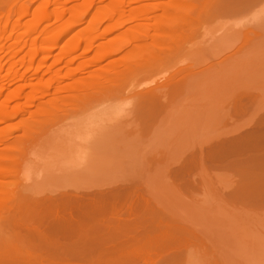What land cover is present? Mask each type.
I'll use <instances>...</instances> for the list:
<instances>
[{"label":"rangeland","instance_id":"1","mask_svg":"<svg viewBox=\"0 0 264 264\" xmlns=\"http://www.w3.org/2000/svg\"><path fill=\"white\" fill-rule=\"evenodd\" d=\"M36 1L31 4V7ZM101 1L103 4L108 2V0H100V2L96 0L95 5L86 12L87 14H83L84 19L81 18L83 21L81 20L79 24L71 27L67 33L58 38V45L51 50V54L46 59H42L43 56L40 54L33 65L28 61L31 65L29 68H33L28 70L29 73L26 75L28 77L22 80L19 79V73L23 70L21 58L28 57L26 54L29 49L32 50L35 39L39 38V42L46 40L51 32L58 28L56 23L59 26L61 24L52 18L54 22L50 19L47 24L34 25L36 29L33 26L29 27L27 23L30 22L32 14L20 18L17 14L18 6L22 3L15 5V11L9 14L11 18L8 16L10 20H17L16 23L19 21L18 24L21 26L17 31L10 32L12 25H8V32L0 40V49L2 48L1 50L5 53L0 50V56L4 55L1 60L3 67L0 74L2 79L0 89L8 81L11 83L4 88L6 91L3 88L2 91L0 90V106L7 102L5 100L12 92L18 89L23 91L20 99L9 100L8 104L11 106L7 108V111H10L5 118H1L3 120L0 122V140H2L0 150L6 153L13 151L14 153L10 154L12 157H17V160L12 163V170L7 178L12 182L9 183L8 180L7 185H4L8 187L4 189L5 192L9 193L15 186L17 194L21 195L11 202L21 204L33 202L34 204L37 199L36 203H40L38 198H41L40 201L42 197L47 198L45 195L49 192L51 194L54 193L51 191H58L62 187L66 189L67 186L74 188V185L88 187L92 184L91 187L96 189L101 187L100 190L114 185L125 186L135 194L137 193V196L141 197L139 199L147 203L157 216L162 218V221L166 220L170 225L173 224L172 227L170 226L172 230H168L169 238L173 237L174 240L177 237L182 238L181 246L180 243L178 247L176 246V250L180 252L175 261L176 264H264V193H262L264 190L262 191L261 187V189L258 186L255 187L252 183L249 166L243 163L240 166L238 163L243 153L250 152L249 149L248 151L243 147L239 148L243 146L239 135L253 125L257 117L264 112V0H248L252 2L242 4V7L241 3L245 0H238L237 10L227 12L229 10L225 9L220 12H207L199 15L198 18L194 16L190 23H193V27L189 24L190 26L186 28L189 39L182 44L183 46L160 54L149 62L147 60L144 62L145 65L143 63H139V66L133 65L131 69L135 68L134 71L129 68L130 71L122 70V73L118 75L119 78L115 79L117 81H113V85L106 83L108 87H98L99 89L94 90L95 95L88 100L89 102L83 99L84 103H81V100L74 105L75 100L73 101L65 94L68 93L67 87L74 84V81H83L86 78L88 80L98 70H105L110 66L107 64L108 61L112 63V60L118 56L113 54L98 65L87 66L75 72L73 70L79 64L91 60L95 51L87 52L85 56L84 49L80 48L75 54L81 55L79 59L72 58L73 54L62 60L63 62L57 60L61 50L71 39L90 27ZM116 1L109 2L111 8L117 6ZM147 1L153 2V0ZM70 3L73 2L66 3V14L60 21L62 23H65L71 13L70 9H74L71 6L76 4ZM132 3H126L125 10L117 12L119 17L117 13L115 14L117 21L114 23L122 25L117 24L118 30L114 29L107 34L104 32L110 25V21H105L98 26L93 34L94 39H98L95 44L97 47L98 44L117 42L125 32L127 37V34L134 33L137 27H144L150 22L145 15L140 18L141 20L137 19L138 21L131 16L134 15ZM53 5L55 9L56 6ZM147 7L151 9L150 15H158L159 11L156 10V13L155 10L152 11V5L151 8L150 5ZM122 13L126 15L122 16ZM203 16L207 17L203 18ZM118 18H120L119 21ZM126 18L128 20L133 18V20L127 23L125 22L127 20L123 21L125 24L120 22L121 19ZM50 27H52L50 33L45 32ZM103 32L105 35L101 36ZM121 34L122 36L119 37ZM138 36L140 37L134 42L127 43L125 48L146 42V36L142 34ZM19 39L26 46L17 56L11 57L8 53L14 54L12 47ZM122 40L124 41V38ZM122 40L120 39L121 42ZM126 40L129 41L127 38ZM70 58L74 61H69ZM183 69H186L185 75L188 74L182 86L179 84L180 88L178 84L173 85L174 87L171 84L166 85L161 89L164 95L159 94L162 97L160 96L153 107L150 105V109L145 107L146 109L140 111L134 106L137 93L153 90ZM70 72L73 74L72 78L65 77ZM123 72L126 73L123 74ZM8 74L12 75V77L9 75L10 80H6ZM55 76L60 79H54ZM42 83H45V86L50 83V87H46L50 93L44 97L43 95L40 97L39 94L40 98L38 97L39 99L37 98L38 100H35L32 106L24 107L22 103L28 97L26 95L30 94L28 92L33 91L34 87L41 89L44 86ZM20 86H25L26 89ZM62 100L65 102L69 100L78 108L73 109L72 104L63 103L68 108V111L63 114L64 107L61 109V105H59L61 106L59 111L53 108L55 106H50V102L61 104ZM48 107L52 109L51 111L54 110V113L59 112V117L56 116L57 113L54 114L57 119L53 114L49 116L46 111L42 112ZM109 107L119 109L115 112L113 108L110 111ZM70 108L73 112H69ZM16 109L20 111L14 113ZM23 120L33 121V125L25 127L29 130L27 134L21 128ZM88 120L92 122L87 124ZM83 130L92 131L94 134L88 133L94 141L93 144L88 145V147L92 145V149L90 148L83 155L84 158L80 159L76 153L77 145H75L78 140L73 138L72 134L78 132L84 135ZM2 142H5L6 146L7 143L8 146L14 144L15 149L5 147V143ZM247 183H250L249 186ZM251 184L252 187H250ZM50 194L48 198L53 195ZM2 196L4 202L11 203L7 202L8 198L6 200L4 195ZM2 196L0 195L1 198ZM17 200L19 201L16 202ZM44 202L48 203L45 200ZM46 210L49 211L47 208ZM41 213L43 214L44 211H40V216H35L37 218L30 217V220L52 219L51 215L47 218L46 215L42 217ZM49 213L51 211L48 215ZM1 221L2 218L0 223ZM25 221L28 226L31 224L29 219Z\"/></svg>","mask_w":264,"mask_h":264},{"label":"bare ground","instance_id":"2","mask_svg":"<svg viewBox=\"0 0 264 264\" xmlns=\"http://www.w3.org/2000/svg\"><path fill=\"white\" fill-rule=\"evenodd\" d=\"M35 1L36 0H25L23 2L22 0H0V40L1 38H3L5 33L8 32V25H12V30L9 29L10 32L11 31L15 32L18 29H20L18 28L21 26L18 24L19 21L16 23L17 20L12 19L13 20L12 21L9 19L10 17L9 14L13 12L14 9H16L14 7L17 4L21 5L22 3L21 6H18V10H17L18 11L17 14L19 18L24 15H29L30 13L32 14L31 15L32 18H30L29 20L30 22L27 23L29 24V27L33 26V28L36 29L37 27H35L34 25L37 26V24H40V23L47 24L48 21H50V19L52 18L55 19L56 22H59L61 24L59 26V24L56 23L58 28L56 26L57 29L54 28L55 29V30L53 29L54 31L51 30L52 32L50 34V37L47 38L46 40L39 42L38 41L39 38L35 39V42L32 45L33 48H31L32 50L29 49L30 52L28 51V54H26V57L28 56L27 57L28 60L27 58H23V57L21 58L23 70L20 71L19 73L20 80H22L24 77H28L26 76L29 73L28 70L33 68V67L29 68V66L33 65L34 60L40 54L43 56L42 59H46L49 56V54H51V50H53L58 45L57 44L58 38H60L62 34H65V32L67 33V31H69L71 27H74L75 25L79 24L82 20L81 18L83 17V14H85L89 9H91L96 3V0H37L35 5L31 7V4H33V2ZM69 1L76 3V4L72 3L74 6H71V7H73L74 9L72 8L70 9L71 10L70 12L72 14L70 13L69 15H71V17L69 18V15H68L66 20L64 19L65 23H62L60 21L62 18H64V14H66L65 6H66V3ZM98 1L100 2V0ZM237 1L238 0H153V2L148 3L147 0H117L116 1L117 6L115 7L113 6L112 8H111L110 3L115 2V0H108L107 2L108 5H106L107 3L103 4V2L101 1L99 10H97L98 12H96V14L94 13L95 16L91 21L90 27L76 34L71 39V41L66 45V47H64V49L61 50L60 52L61 55H59L60 57L58 56V59L57 58L56 59L58 61L63 62L62 60H65L66 57H69V56L71 57L73 54L74 55L72 56V58L76 57L75 59H77L78 57H81V55L80 56L75 55L76 51H78V49L80 48L84 49L83 55H85V53L87 52L95 51L94 52L95 55L91 58V60L84 61L81 64H79L77 68L73 70L75 72L76 70H83L87 66H93L94 64L98 65L99 62L103 60L106 61L107 58H109L113 54H116L115 56L117 55L118 56L117 58L112 60V63L108 61L109 63L107 64L110 66L107 65L108 67L106 66L107 68L105 70L97 69L100 72L97 71L96 74L94 75L92 74L90 76L91 78L89 77L90 79L88 78V80H86L87 79L86 78L83 81L78 80L79 82L74 81L73 82L74 84L67 87L66 92L68 93H65V94L68 95V98H72L73 101L75 100L73 102L70 99L74 103V105L80 103L81 100H82L81 103L82 102L84 103L83 99L87 101L91 100L93 96L95 95L94 90H97L98 87L105 88V86H107L106 83L108 84L112 83L111 85H113L114 83L113 81L116 79V77L119 78L118 75H120L119 73H122V70L130 71L129 69H131L133 65H136V64L138 65L139 63H143V65H145L144 62H146L147 60L149 62V60L156 59L157 56L160 54H164L169 51L171 52L172 50L176 49L178 46L179 47L183 46L182 44L183 43L185 44V42H187L189 39L187 38L189 36H187L186 28L191 23L194 16L195 18H198L199 15L205 14L207 12H211V11L220 12V10L222 11L225 9L229 10L227 12H230V10H233V11L237 10L238 8L237 5H239ZM249 1L245 0L244 2H242L241 7H242V4L246 5L252 2V1L251 2ZM253 1H257V0H253ZM126 3H132V5L134 6V8L132 7L134 9L132 14L134 15H131V16H133L135 20L137 19L141 20L140 18H143V16L145 15V17L147 16L146 17L147 21L149 20L150 22H148V24L146 23L147 25L146 26L144 25V27L139 26L138 28L137 26H135L138 29L136 28L137 30L135 29L133 31L134 33H128L127 37H126V32L124 33L123 36H122L123 34L122 33L119 37L122 36L124 38V41L126 38L129 39V41L126 40L127 42L126 41L124 42L122 40L123 38L121 37L120 39L123 42H121L120 39H118L117 42L104 44V45L98 44L99 46L97 47L95 44L97 43L96 40L98 39H94L95 36L93 35L95 34L94 33L95 30H97L98 26L105 21L107 22L110 21L111 23L113 22L112 24L109 22L110 25H108L105 28L104 32L106 34L111 32L114 29H117L116 27L122 26V25H119L118 23H117L118 26L117 24H115L117 21L115 18L117 17L118 13H120L119 11L123 12V10H125ZM53 4H55L56 6L55 9H54ZM149 5H150V8H151V5L153 6L152 7L153 12L154 10H155V13H156V10L159 11L158 15L154 16L152 14L154 17L150 15L151 9L147 7ZM67 13H68V10H67ZM116 13L117 15L116 17H114ZM88 15H89V12H88ZM125 15L126 14L122 13V16H125ZM205 17L203 16V18ZM113 18L115 20H113ZM120 18H118V21ZM133 18H129V20L127 18L124 20L121 19L122 21L120 22L127 20L125 21L127 23L128 21L130 22L131 19L133 20ZM125 22L123 23L125 24ZM192 24L190 25L193 27ZM52 27L46 29L45 32L48 31L50 33V29ZM190 31L191 30L189 29V33ZM104 32L103 34H101V36L105 35ZM138 34L139 35L142 34L146 36L147 38L146 42L139 44V45L137 44L136 46L133 45V47L131 46L128 49L125 48V45L127 43H129L130 41L134 42V40L140 37L138 36ZM20 41H21L20 39L17 42L13 41L14 44L16 43V45L12 44L13 47L12 45L10 46V48L11 47L13 48V53H14L13 55H12V52L11 54L8 53L9 55H11V57L17 56V54L23 50L24 46H26L23 42H20ZM18 42H20L21 44L20 43L17 44ZM2 58H4V55L0 56V74H1L2 67H3L1 63ZM72 58H70L71 60L69 59V61L71 62L74 61ZM28 61L31 62V65L30 63L28 64ZM68 62H65V63H68ZM71 62L69 63L71 64ZM39 64H42V63H39ZM38 69H36V71ZM99 69H102V68H99ZM131 70L134 71L135 68H132ZM124 73L126 72H123V74ZM185 73H186V69H183L177 72L176 74H173V76H170L164 83L154 88L153 90L149 92L147 91L141 92L139 94L137 93V95H135L136 105L134 106H136L137 109H139L140 111L141 110L143 111L146 108L150 109L151 106L153 107L154 104L158 102L157 100L160 99V96L162 97V95H164L161 89H163L166 85L171 84L173 86V85L178 84L177 86L179 87V84H181L182 86L183 80L187 78L186 75L188 74L187 73L185 75ZM9 75L10 74L7 75L6 80L11 79L10 77H12V75H10V77ZM71 75L73 74L70 72L65 77L70 76L72 78ZM58 76L57 77L55 76L54 79L59 80L60 78L58 79ZM54 79L52 80L53 82L50 81L52 84L54 83ZM9 83L10 81L5 83L2 88L3 89L6 88ZM47 84L46 86L42 85L43 87L41 86L42 87L41 89L39 87L37 88L34 87L35 89H33V91L28 92L30 94L26 95L28 97L25 96L26 98L25 100H23L24 103H22L24 104V107L27 106L28 108V106L29 107L32 106L35 100H38L40 97H42V95L44 97L47 94H49L50 91L47 90L46 87H48L50 83L48 85ZM24 85L26 86L27 84H24ZM25 86H20V88L24 87V89H26ZM65 88L63 89L65 90ZM99 91H101V89ZM157 91H159L160 93ZM102 92H103V89H102ZM22 93L23 91L21 89H18V91L12 92L11 93L12 96L10 95L8 99L5 100L7 102H5V104L3 105L4 108L3 106H0V122L1 120H3L1 118L2 117L5 118V115H7L8 112L10 111V110L7 111V108L8 107L10 108L11 106L8 104L9 100L11 101V100L20 99V97H22L21 96ZM39 94L41 95L40 97L38 96ZM108 94H111V93L108 92ZM159 94H162V95H159ZM71 101L68 100L67 102L66 100V102L65 101H63L62 103L60 102L61 104L52 101L53 104L52 102H50L51 103L50 106H55L53 108L56 109L57 111H59L58 109H60L61 106H62L61 109L64 107L63 108L64 112H62L64 114L68 111V108L65 107L66 105L65 103L72 104ZM74 105L72 104L73 107L72 106H69V107H72L73 109L78 108V107H75ZM49 107L45 108L44 111L42 110L41 111L43 113L46 111L49 114V116H52L51 114L55 116L54 114L57 113L56 116L59 117L58 116L59 112L55 110L56 113H54L53 112L54 110L51 111L52 109L50 110ZM112 108L113 107H109L110 111ZM17 109L16 111H14V113H18L20 111V110L17 111ZM114 110H112V112H114ZM117 110H115V112ZM69 112H73L72 109ZM136 112L138 113V111ZM45 117L46 116H44V118ZM48 117H46V119ZM257 118H258L257 121L255 120L256 122L255 123L253 122L254 123L253 125H251L252 124L251 123L250 124L251 126L248 129L244 130L239 135L241 137L240 139L243 145V146H240L239 148L243 147L245 150L249 149L250 152L248 153L242 152L243 156L241 155V158H240L241 160L239 159L240 161L238 163L239 165L243 163L244 165L247 164L249 166L250 168L249 170L252 175L251 177L252 183L255 185V187L256 186H258L259 188L261 187L263 191L264 190V112L260 114V117H257ZM26 121L25 120L21 121V123L24 126V127L22 126L21 128H23V131L25 134H27V131H29L25 127L27 126L30 127L31 125H33L32 120L31 122H29L30 120L27 122ZM90 122L92 121L88 120L87 124H90ZM32 129L30 131H32ZM83 131L85 132L84 135H80L78 132L72 134L73 138H76L78 140L77 143L75 142L74 143L75 145H77L76 153L79 155L80 159L84 158L83 155L87 151H89L90 148L92 149V145H90L89 147L88 145L91 143L93 144V141H94L93 140L94 138L92 137L91 139L90 138L91 134H89L90 132L93 133L92 131L90 132L87 130H83ZM238 132L240 133V131ZM46 138H48L47 135H46ZM230 141H233V140H230ZM70 142H73V141L70 140ZM237 144H239V142ZM13 145L8 146V143H7V146H6V143H5L4 146L10 147L11 149H15L13 148L14 147ZM12 152L13 151H8L6 153L0 150V164H1L0 165V187H3V188H0V191L1 189H3L0 195L1 196L4 195V198L6 200L8 198L7 202H11L12 200H15L16 197L21 196L20 194H17L16 192L17 187L15 186H13L14 189L11 188L10 190L9 188L10 190L9 193L8 191L5 192L4 190L6 188L8 189L7 186H4V185H7V181L9 180L8 181L9 183L12 182L10 179H7V178L10 176V173L12 170V167H11L12 163L15 160H17L16 159L17 157H12L11 155ZM239 152H237L238 156H239ZM219 154H220V151H219ZM13 155L15 156V154ZM241 173L243 174V171ZM247 173H248V170H247ZM247 178H249V176H247ZM246 185L245 187H247ZM91 186L92 184L91 185L89 184L88 187L87 186L81 187L80 185L79 186L74 185V188L73 186L71 188L70 186L69 187L67 186L66 188V186H64L66 189H62L63 188L62 187L58 189V191L57 190L51 191V192H54L51 194L49 192L50 195L53 194L52 197L50 196L48 198L49 194L45 195V197L47 198L42 197L41 201L39 200L41 198H38V202L40 203H36L37 202V199H36V202H34V204L33 202L31 204L14 203L15 201L9 204L3 201V196L2 198L0 197V204H1L0 205V218H2V221H1L2 223H0V264H176L175 261L177 260V257H179L180 255V252L176 250V246L178 247V244L182 241V238L177 237L175 240L173 237L169 238L168 230H172L170 229V226L173 224L170 225V223L166 222V220L162 221L161 220L162 218L158 217L159 215L157 216L154 210L150 206H148L147 203H144L141 199H139L140 196L138 197L137 193L135 194L133 191H130L125 186H118V185L115 186L114 185L111 187L109 186L110 188L107 187L105 190L103 188H102L103 190H100L101 187L100 189L97 188L98 189L97 190L96 188L91 187ZM250 187H252V184L250 185ZM262 193H264V191ZM23 196L25 195L23 194ZM44 200L48 201V203H45V202L43 203ZM18 201L19 200H17L16 202ZM46 208L49 211H47ZM40 211L41 212L44 211L43 214L41 213L42 217L46 215V217L48 218L51 215L52 219H50L49 221H46V220L45 221H42V220L31 221L30 217L33 219L35 216L37 217L40 216L39 214ZM50 211L51 213H49L48 215V212ZM26 218H28L31 223L29 226L26 224L25 220L28 221V219ZM164 222H166V224ZM176 226L178 225L176 224ZM179 231H181V229ZM185 231H186V228H185ZM179 236H181V234ZM181 244L182 243H180V246Z\"/></svg>","mask_w":264,"mask_h":264}]
</instances>
